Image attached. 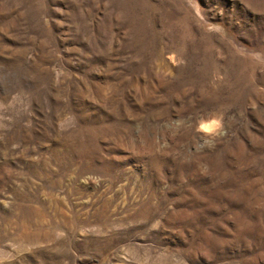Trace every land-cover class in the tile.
Instances as JSON below:
<instances>
[{
    "label": "rangeland",
    "instance_id": "1",
    "mask_svg": "<svg viewBox=\"0 0 264 264\" xmlns=\"http://www.w3.org/2000/svg\"><path fill=\"white\" fill-rule=\"evenodd\" d=\"M0 264H264V0H0Z\"/></svg>",
    "mask_w": 264,
    "mask_h": 264
},
{
    "label": "clouds",
    "instance_id": "2",
    "mask_svg": "<svg viewBox=\"0 0 264 264\" xmlns=\"http://www.w3.org/2000/svg\"><path fill=\"white\" fill-rule=\"evenodd\" d=\"M217 127H218V123H213V124L207 125L205 130L206 131H212L213 129H215Z\"/></svg>",
    "mask_w": 264,
    "mask_h": 264
}]
</instances>
